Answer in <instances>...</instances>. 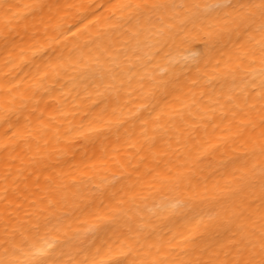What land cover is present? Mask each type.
Here are the masks:
<instances>
[{
	"label": "bare ground",
	"instance_id": "1",
	"mask_svg": "<svg viewBox=\"0 0 264 264\" xmlns=\"http://www.w3.org/2000/svg\"><path fill=\"white\" fill-rule=\"evenodd\" d=\"M0 264H264V0H0Z\"/></svg>",
	"mask_w": 264,
	"mask_h": 264
}]
</instances>
